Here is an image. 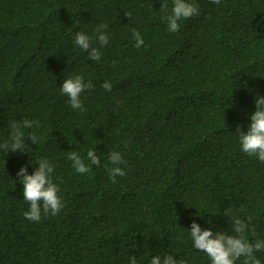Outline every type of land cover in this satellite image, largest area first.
Wrapping results in <instances>:
<instances>
[{"label": "trees", "instance_id": "obj_1", "mask_svg": "<svg viewBox=\"0 0 264 264\" xmlns=\"http://www.w3.org/2000/svg\"><path fill=\"white\" fill-rule=\"evenodd\" d=\"M189 2L199 15L169 33L172 0L167 12L162 0H0V143L12 120L38 121L25 134L41 138L26 140L29 152L0 151V264H129L132 255L150 264L167 254L211 264L188 229L230 231L228 208L251 216L264 239V163L241 150L236 131L248 130L264 96V0ZM101 24L109 43L93 62L74 34L94 37ZM74 75L95 85L81 94L84 111L60 90ZM92 148L101 165L76 173L69 151L88 163ZM111 151L127 161L116 183ZM40 158L55 165L65 207L36 223L16 174H32Z\"/></svg>", "mask_w": 264, "mask_h": 264}, {"label": "clouds", "instance_id": "obj_2", "mask_svg": "<svg viewBox=\"0 0 264 264\" xmlns=\"http://www.w3.org/2000/svg\"><path fill=\"white\" fill-rule=\"evenodd\" d=\"M211 2L219 5L221 0H211ZM168 7L167 0H162L161 10L167 12ZM197 15H199V6L196 3L189 2V0H172L171 13L162 19L167 23L168 32L175 33L180 29L179 21ZM126 16L131 19L132 14L127 13ZM107 27V24L99 25L94 37H90L83 31L74 34V44L87 52L88 59L93 62L101 60L102 52L100 49L109 43V34H106ZM132 35L136 48L145 45V41L138 30L133 29ZM94 41L99 47L94 46ZM94 87L95 85L91 80L85 82L82 75H74L64 80L60 90L63 95L69 98L68 102L72 109L84 111L81 94ZM101 87L110 92L113 85L110 81H105ZM254 104L256 110L250 116L251 123L248 130L245 132L238 126L236 131L239 132L241 150L249 157H256L261 163H264V96L257 95ZM34 126L38 128L39 122L28 119L10 121V135L6 141L0 143V151L6 154L9 152H29L26 140H30L32 144L36 145L41 139L35 132L28 133L26 136L25 129ZM124 146L127 147V141L124 142ZM67 158L72 162V167L78 174L90 173L92 166L99 167L101 165L100 156L97 155L95 148L87 151L88 163L75 151H69ZM35 162L38 163V168L32 174L28 173L27 166H23L16 175L23 185V199L30 205L29 210L24 212V216L30 222L39 223L42 215L56 216L65 207V204L59 194V185L53 181L55 165L47 158H40ZM108 165L110 166L106 167L112 183H116V177L126 175L127 161L120 151H111L108 154ZM241 211H243L242 208ZM223 216L231 225L230 231L213 232L211 227L202 229L198 223L192 222L188 230H190L193 247L205 253L211 264H236V261L241 258H243V264H261L256 253L264 252V239L257 237L253 218L236 215L231 208L225 209ZM208 223L211 224V220ZM250 236L254 239H250ZM129 264H137L134 255L129 257ZM150 264H187V261L173 259L172 254L163 257L154 255Z\"/></svg>", "mask_w": 264, "mask_h": 264}]
</instances>
